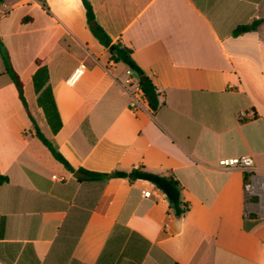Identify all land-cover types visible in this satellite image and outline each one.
Listing matches in <instances>:
<instances>
[{"label":"crops","instance_id":"crops-1","mask_svg":"<svg viewBox=\"0 0 264 264\" xmlns=\"http://www.w3.org/2000/svg\"><path fill=\"white\" fill-rule=\"evenodd\" d=\"M89 1L164 104L130 109L127 66L92 34L82 0H5L0 39L11 63L8 38L26 58L16 72L28 109L74 172L36 137L0 55V175L9 178L0 186V264H264V20L233 34L264 18V0ZM38 68L58 132L37 102ZM245 155L255 163L249 196L247 175L220 164ZM138 168L176 179L187 210L178 215L155 184L131 179ZM80 169L128 176L87 181L74 176Z\"/></svg>","mask_w":264,"mask_h":264},{"label":"trees","instance_id":"trees-1","mask_svg":"<svg viewBox=\"0 0 264 264\" xmlns=\"http://www.w3.org/2000/svg\"><path fill=\"white\" fill-rule=\"evenodd\" d=\"M5 0H0V7L4 4ZM85 10L89 29L95 38L99 41L101 45L109 50L111 59L116 63H123L133 71L135 75L139 78L145 75L143 69L137 64L133 58V51L129 47L125 46L120 41H113V39L107 34L103 27L97 22L93 7L89 0H82ZM264 18L255 19L249 24L240 25L234 29V35H240L246 32L254 31L258 28ZM113 47V49H111ZM0 55L5 64V73L13 81L19 100L21 101L23 107L27 111L29 118L32 122V127L36 137L49 149L53 157L63 164V166L69 171L74 172L73 167L68 163L65 157L57 150L53 143L44 135L41 128L39 127L36 120L31 115L28 104L24 94V84L19 76V74L14 69L10 55L5 48L3 42L0 39ZM39 65V62H36ZM35 91L38 95L37 102L38 105L43 109L46 119L51 125L53 132H58L61 127L59 115L56 109L54 98L52 96L51 89L47 86L48 74L45 68H38L33 75ZM142 92L147 99L149 107L156 111L160 108L164 102L161 100V94L158 88L154 85L152 80L147 77L144 81H139ZM81 172L86 174V178L83 180L87 181H103L110 178H125L128 173L123 170H113L109 173H95L84 169H80ZM131 179H143L152 182L157 186V188L165 195L169 203L173 206L178 215L183 214L188 206L181 200V184L173 177L163 176L156 173L148 172L143 168L133 169L131 171ZM9 178L6 175H0V186L7 184ZM77 239L69 240V252L71 255L72 249L76 243Z\"/></svg>","mask_w":264,"mask_h":264},{"label":"built area","instance_id":"built-area-1","mask_svg":"<svg viewBox=\"0 0 264 264\" xmlns=\"http://www.w3.org/2000/svg\"><path fill=\"white\" fill-rule=\"evenodd\" d=\"M87 65L85 62H82L74 70L70 77V81L74 82L80 78L86 71ZM140 79L137 75L133 73L132 70L127 68L126 70V80H125V91L130 95V109L134 112L145 109L147 105V99L145 98L141 86ZM220 164L224 167H233L243 171L247 175V182L245 183V192L247 196L254 194L256 191L254 189L253 182L250 180L252 173L254 171V159L249 155L235 157L230 159H223ZM150 191L144 192V196H150Z\"/></svg>","mask_w":264,"mask_h":264},{"label":"rangeland","instance_id":"rangeland-1","mask_svg":"<svg viewBox=\"0 0 264 264\" xmlns=\"http://www.w3.org/2000/svg\"><path fill=\"white\" fill-rule=\"evenodd\" d=\"M10 4H12L13 2H15L16 0H8ZM21 15V10H16L11 12V17L12 19H18ZM20 40V42H22V37L17 38ZM6 43H8L9 46V50H10V54L12 55V60H13V66L16 69L17 72H23L24 68L26 67V58H24L23 60H18L17 56H16V49L14 47V39L13 38H8L5 41Z\"/></svg>","mask_w":264,"mask_h":264},{"label":"water","instance_id":"water-1","mask_svg":"<svg viewBox=\"0 0 264 264\" xmlns=\"http://www.w3.org/2000/svg\"><path fill=\"white\" fill-rule=\"evenodd\" d=\"M111 49H113V47H111ZM146 78H147V76H146V75H143V76H141L139 79H140L141 81H144ZM74 176H75V177H78V178H84V177H86V174L83 173V172H81V171H76V172L74 173ZM129 176L132 177V174H129Z\"/></svg>","mask_w":264,"mask_h":264}]
</instances>
